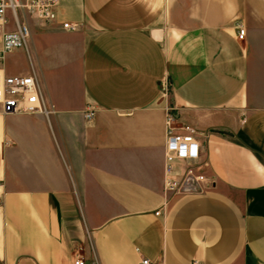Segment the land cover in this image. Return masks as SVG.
<instances>
[{
  "label": "crops",
  "instance_id": "obj_1",
  "mask_svg": "<svg viewBox=\"0 0 264 264\" xmlns=\"http://www.w3.org/2000/svg\"><path fill=\"white\" fill-rule=\"evenodd\" d=\"M29 26L5 71L49 113L0 108V264H264V0H59ZM169 108L201 193L167 191Z\"/></svg>",
  "mask_w": 264,
  "mask_h": 264
},
{
  "label": "built area",
  "instance_id": "obj_2",
  "mask_svg": "<svg viewBox=\"0 0 264 264\" xmlns=\"http://www.w3.org/2000/svg\"><path fill=\"white\" fill-rule=\"evenodd\" d=\"M58 5L59 0H0V108L5 115L49 113L37 76L9 75L5 71V60L13 52L28 50L31 37L29 20L55 21ZM63 28L69 31L76 29L69 23L63 24ZM237 29L238 38L243 40L245 29L240 25ZM92 116L91 112L86 115L88 119ZM175 125L176 117L169 108L166 119L167 191L181 196L201 193L209 187L204 173L207 164L201 161V144L189 128H185L186 133H179ZM73 264L99 262H89L78 256ZM143 264L150 262L145 260Z\"/></svg>",
  "mask_w": 264,
  "mask_h": 264
},
{
  "label": "rangeland",
  "instance_id": "obj_3",
  "mask_svg": "<svg viewBox=\"0 0 264 264\" xmlns=\"http://www.w3.org/2000/svg\"><path fill=\"white\" fill-rule=\"evenodd\" d=\"M25 65H26L25 59H23L21 55H15V56H12L11 59L7 61L6 69L10 72H15V71L21 70ZM168 95H170V93ZM172 112H174L173 109H172ZM174 116L177 118L175 114ZM176 124L178 125V123Z\"/></svg>",
  "mask_w": 264,
  "mask_h": 264
}]
</instances>
